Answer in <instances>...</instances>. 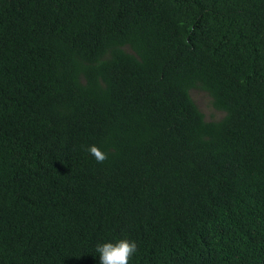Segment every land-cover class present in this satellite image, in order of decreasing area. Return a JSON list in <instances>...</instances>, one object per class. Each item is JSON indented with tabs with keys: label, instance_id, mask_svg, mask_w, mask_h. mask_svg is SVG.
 <instances>
[{
	"label": "trees",
	"instance_id": "obj_1",
	"mask_svg": "<svg viewBox=\"0 0 264 264\" xmlns=\"http://www.w3.org/2000/svg\"><path fill=\"white\" fill-rule=\"evenodd\" d=\"M122 239L264 264V0H0V264Z\"/></svg>",
	"mask_w": 264,
	"mask_h": 264
},
{
	"label": "clouds",
	"instance_id": "obj_2",
	"mask_svg": "<svg viewBox=\"0 0 264 264\" xmlns=\"http://www.w3.org/2000/svg\"><path fill=\"white\" fill-rule=\"evenodd\" d=\"M87 151L97 163H103L108 158L95 145H90ZM95 251L98 253L99 264H129L130 258L137 252V245L135 241L122 239L116 243L97 244Z\"/></svg>",
	"mask_w": 264,
	"mask_h": 264
},
{
	"label": "rangeland",
	"instance_id": "obj_3",
	"mask_svg": "<svg viewBox=\"0 0 264 264\" xmlns=\"http://www.w3.org/2000/svg\"><path fill=\"white\" fill-rule=\"evenodd\" d=\"M191 97L193 98L199 109L203 112L207 120L217 119L218 117H220L221 114L216 112L212 108L210 99L204 93L199 91H192Z\"/></svg>",
	"mask_w": 264,
	"mask_h": 264
}]
</instances>
